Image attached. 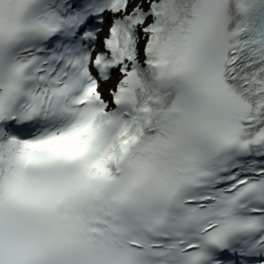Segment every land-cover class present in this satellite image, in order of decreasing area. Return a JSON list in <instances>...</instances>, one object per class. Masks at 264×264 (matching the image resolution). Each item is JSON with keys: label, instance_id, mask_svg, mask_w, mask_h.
<instances>
[{"label": "snow or ice", "instance_id": "obj_1", "mask_svg": "<svg viewBox=\"0 0 264 264\" xmlns=\"http://www.w3.org/2000/svg\"><path fill=\"white\" fill-rule=\"evenodd\" d=\"M0 264H264V0H0Z\"/></svg>", "mask_w": 264, "mask_h": 264}]
</instances>
